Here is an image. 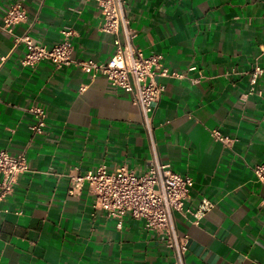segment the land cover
Segmentation results:
<instances>
[{
  "label": "crops",
  "instance_id": "crops-1",
  "mask_svg": "<svg viewBox=\"0 0 264 264\" xmlns=\"http://www.w3.org/2000/svg\"><path fill=\"white\" fill-rule=\"evenodd\" d=\"M14 5L28 16L16 36L51 45L71 31L74 60L115 54L91 0H0V16ZM127 15L135 45L188 78L158 79L165 93L153 116L155 149L131 96L75 65L23 66L24 46L0 30V150L25 153L30 168L0 213V264H175L143 222L127 216L118 228L87 190L68 193L75 167L143 175L154 151L193 179L187 207L212 205L199 225L177 216L189 236L186 264H264V185L254 174L264 161V74L254 93L248 75L264 70V0H127ZM36 108L47 119L34 136ZM214 130L234 143L225 147Z\"/></svg>",
  "mask_w": 264,
  "mask_h": 264
},
{
  "label": "built area",
  "instance_id": "built-area-1",
  "mask_svg": "<svg viewBox=\"0 0 264 264\" xmlns=\"http://www.w3.org/2000/svg\"><path fill=\"white\" fill-rule=\"evenodd\" d=\"M91 1L102 14L101 31L115 37V54L104 63L74 60L71 31L63 33L62 42L51 45L37 44L29 34L16 36V26L28 19L25 9L20 5L12 6L5 16H0V30L14 36L17 46H24L23 66L34 68L42 62H50L57 69H62L75 65L91 79L104 77L112 89L131 96L140 109L144 128L155 149L153 116L165 93V86L158 79L185 80L188 79L187 75L165 67L161 55L146 56L135 45L136 34L127 15V0ZM187 71L195 72L197 68L191 66ZM263 74L264 70L259 65L248 73L251 93L255 92ZM194 83H198V80ZM84 90V87L81 88L82 92ZM33 113L36 121L30 127L31 133L34 136L43 134L47 115L42 108H36ZM212 135L225 147L234 143L232 138L219 130H214ZM154 153L153 160L143 175H138L125 166L113 171L103 166L86 173L80 167H75L67 175L68 193L70 196H79L87 190L94 198L95 208L116 219L118 228H122L127 216L143 222L147 231L163 237L167 249L173 254L175 264H186L189 236L180 234L177 216L192 225H199L212 205L203 201L197 211L187 207L194 185L193 179L174 172L170 165L161 162L156 151ZM29 171L25 153L13 155L0 150V213H8L3 205L14 193L21 175ZM254 174L257 182L264 185V161L254 168Z\"/></svg>",
  "mask_w": 264,
  "mask_h": 264
}]
</instances>
